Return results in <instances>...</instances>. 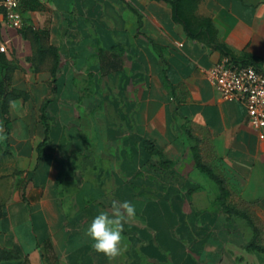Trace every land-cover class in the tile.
<instances>
[{"label":"crops","instance_id":"1","mask_svg":"<svg viewBox=\"0 0 264 264\" xmlns=\"http://www.w3.org/2000/svg\"><path fill=\"white\" fill-rule=\"evenodd\" d=\"M20 11L48 32L60 64L55 82L34 72L30 41L0 22V46L24 68L12 81L30 95L10 108L0 249L16 257L0 264H264L247 248L252 228L224 211L193 155L189 132L227 178V203H250L264 244V129L208 80L225 56L208 36L189 37L166 0H23ZM191 17L264 72V0H196ZM113 200L137 214L124 224L126 250L109 261L84 232Z\"/></svg>","mask_w":264,"mask_h":264},{"label":"trees","instance_id":"2","mask_svg":"<svg viewBox=\"0 0 264 264\" xmlns=\"http://www.w3.org/2000/svg\"><path fill=\"white\" fill-rule=\"evenodd\" d=\"M170 2L173 9V18L175 22L181 24L185 33L191 38H199L202 35H207L208 40L213 43L225 56L231 57L235 62L243 64H252L257 66L254 57L248 53L237 57L224 45L215 41V28L212 23L205 19L201 22H195L191 14L194 12L196 0H166ZM23 0L21 1L22 6ZM20 6V10H21ZM22 37L30 41L33 49L32 55L28 58L34 72L44 70L50 71L53 76V82L56 80L57 71L60 64V55L57 47L49 41V34L46 31L38 30L32 26L25 24L19 30ZM258 67V66H257ZM19 69L6 53L0 52V109L5 127L6 138L8 139L11 133V116H10V101L21 99L27 101L30 97L25 90H20L10 87L13 74ZM49 100L41 106V119L46 122L44 111ZM189 137L195 140L196 145L193 146V155L197 167L205 173L210 179L215 181L220 189V202L226 213L243 218L253 230V238L247 248L264 254V244L262 242L263 228L257 223L250 211V203L243 200H238L236 203H227L228 198L233 194L226 177L215 172L213 164L210 162L209 153L203 150L199 145L201 139L192 133H188ZM147 147L153 153L162 155V152L154 146L152 142L147 143ZM3 216V210L0 207V218ZM16 257L13 251L0 249V260Z\"/></svg>","mask_w":264,"mask_h":264},{"label":"built area","instance_id":"3","mask_svg":"<svg viewBox=\"0 0 264 264\" xmlns=\"http://www.w3.org/2000/svg\"><path fill=\"white\" fill-rule=\"evenodd\" d=\"M22 0H0V22L20 30L23 17L20 11ZM8 45L0 46L7 53ZM215 91L225 101H237L247 110L249 125L260 131L264 129V72L252 64L235 62L224 56L221 61L206 71Z\"/></svg>","mask_w":264,"mask_h":264},{"label":"clouds","instance_id":"4","mask_svg":"<svg viewBox=\"0 0 264 264\" xmlns=\"http://www.w3.org/2000/svg\"><path fill=\"white\" fill-rule=\"evenodd\" d=\"M10 108H16L15 101H10ZM136 214V206L131 201L113 200L110 211L99 212L90 221L84 235L92 241L91 246L96 253L103 254L109 261L114 260L126 250L122 235L124 224L134 220Z\"/></svg>","mask_w":264,"mask_h":264},{"label":"rangeland","instance_id":"5","mask_svg":"<svg viewBox=\"0 0 264 264\" xmlns=\"http://www.w3.org/2000/svg\"><path fill=\"white\" fill-rule=\"evenodd\" d=\"M12 61L14 63H16L19 67V69H24L21 64H20V61L18 59L15 58V60L12 59ZM26 63V61H24ZM18 83L15 84V82L11 81L10 83V87L12 88H16V89H20L18 87ZM22 90V89H20ZM1 103V101H0ZM0 128H2V132H0V136H3L4 138L3 139H0V172L3 171L4 167L9 164L7 161H4V157L6 155H9L11 153H13V148L10 146L9 144V138L7 139L6 138V134H5V127H4V123H3V119H2V114H1V109H0ZM203 150H205L204 147H202ZM212 153V152H211ZM211 157H210V161H211ZM11 165H12V169L17 171L18 170V167L16 166L18 163L12 161L10 162Z\"/></svg>","mask_w":264,"mask_h":264}]
</instances>
